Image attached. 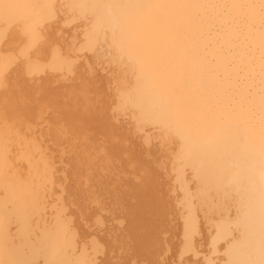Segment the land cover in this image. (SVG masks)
<instances>
[{"label":"bare ground","instance_id":"obj_1","mask_svg":"<svg viewBox=\"0 0 264 264\" xmlns=\"http://www.w3.org/2000/svg\"><path fill=\"white\" fill-rule=\"evenodd\" d=\"M232 9L0 0V264H264V75Z\"/></svg>","mask_w":264,"mask_h":264},{"label":"clouds","instance_id":"obj_2","mask_svg":"<svg viewBox=\"0 0 264 264\" xmlns=\"http://www.w3.org/2000/svg\"><path fill=\"white\" fill-rule=\"evenodd\" d=\"M233 9L227 16L225 23L227 30L225 33L227 40H233L243 33L249 38L252 44V51L256 54L257 64L254 70L264 75V21H261L260 28H253V21L250 19L251 13L240 8V0H231ZM196 33L193 26H189L186 40L188 47L194 51L196 45ZM259 49L257 52L256 50Z\"/></svg>","mask_w":264,"mask_h":264},{"label":"rangeland","instance_id":"obj_3","mask_svg":"<svg viewBox=\"0 0 264 264\" xmlns=\"http://www.w3.org/2000/svg\"><path fill=\"white\" fill-rule=\"evenodd\" d=\"M1 196H2V198H1ZM8 196H9V193H8V191H7L6 189H5V190H4V189H3V190H0V199L3 200V198H6V197H8ZM9 208H11V207H9ZM38 220H39V219H38ZM38 220H37V222H38ZM13 222H14V223H13ZM13 222H12V223H13V226H10L11 222H10V224H9V227H11L12 229L10 228V232H9L10 234H9V238H8V239H9V241H11V243H13V242H14V239H16V240H15V241H16L15 243H16V244H19V240H20V239L18 238V232H19V230H20V226H19V224H17L18 222H17L15 219L13 220ZM45 222H46V221H45ZM15 223H16V224H15ZM14 224H15V225H14ZM41 224L43 225V222H42V221H41ZM37 225L40 226V223L38 222V223L35 224V226H37ZM14 228H15V229H14ZM42 228H43V226H41L40 229L37 228V230L40 231ZM44 228H45V227H44ZM44 228H43V229H44ZM47 228H48V227H47ZM47 228L45 229V231L48 230L47 232H49L50 230H49V228H48V229H47ZM37 230H36V232H37ZM42 231H43V230H41V232H42ZM15 232H16V234H14ZM36 232H35V234H34L33 236L37 235ZM41 232H39V233L37 232V233H38V235L36 236L37 238L35 237L36 239H34L35 243H34V241L32 240V238L30 239L31 242H32L31 245L33 244V246H32L33 249H32V250H34L35 248H36L37 251H38V250L40 251V249H41V251H42L43 249H44V250L46 249L45 247H46V244L48 243L49 237H47V240H45V239L42 240V239L45 238V237H43V236H45L44 234L48 235V233L43 232L44 234L39 238V236L42 234ZM40 233H41V234H40ZM49 233H50V232H49ZM39 234H40V235H39ZM50 234L53 235L52 233H50ZM15 235H16V236H15ZM10 236L13 237V239L10 238ZM49 236H50V235H49ZM16 237H17V238H16ZM38 238H39V239H38ZM41 238H42V239H41ZM21 240H23V239L21 238ZM37 241H38L40 244H38ZM40 241H41V242H40ZM46 242H47V243H46ZM36 243H37L38 245H40V246L35 245ZM13 244H14V243H13ZM42 244H45V245H44L45 247H44ZM43 247H44V248H43ZM13 248H15V247H13ZM69 259H70V258H69ZM70 260H71V259H70ZM70 260H69V261H70Z\"/></svg>","mask_w":264,"mask_h":264},{"label":"flooded vegetation","instance_id":"obj_4","mask_svg":"<svg viewBox=\"0 0 264 264\" xmlns=\"http://www.w3.org/2000/svg\"><path fill=\"white\" fill-rule=\"evenodd\" d=\"M6 250H7V253H9L8 249H7L6 247H4L3 252L6 253ZM7 253H6L5 255H7ZM5 255H4V256H5ZM4 256L2 257V261H3V262L5 261V257H6V256H5V257H4ZM9 262H11V261H9ZM9 262H8V263H9ZM3 264H5V263H3ZM11 264H15V261H14V262L12 261ZM16 264H18V263H16ZM45 264H48V262L45 263Z\"/></svg>","mask_w":264,"mask_h":264}]
</instances>
